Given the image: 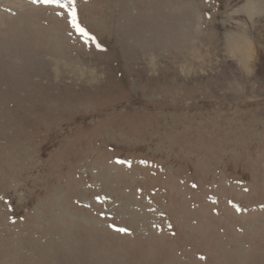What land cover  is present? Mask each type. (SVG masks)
Segmentation results:
<instances>
[{"label":"rangeland","instance_id":"374dc122","mask_svg":"<svg viewBox=\"0 0 264 264\" xmlns=\"http://www.w3.org/2000/svg\"><path fill=\"white\" fill-rule=\"evenodd\" d=\"M75 7L0 0V264H264V0Z\"/></svg>","mask_w":264,"mask_h":264},{"label":"snow or ice","instance_id":"6c2138e0","mask_svg":"<svg viewBox=\"0 0 264 264\" xmlns=\"http://www.w3.org/2000/svg\"><path fill=\"white\" fill-rule=\"evenodd\" d=\"M43 2L58 5L61 9L66 10L68 13L69 23L72 25V27L77 29L83 36L89 35L86 29L81 27L80 24L77 22L75 0H43ZM97 47H99V45H97ZM117 230L120 232L127 231V229L125 228H119Z\"/></svg>","mask_w":264,"mask_h":264}]
</instances>
